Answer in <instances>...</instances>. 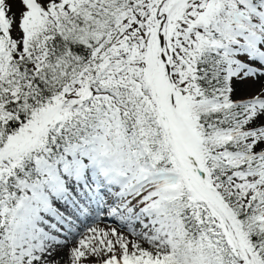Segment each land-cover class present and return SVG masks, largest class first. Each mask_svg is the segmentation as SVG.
I'll list each match as a JSON object with an SVG mask.
<instances>
[{"label": "snow or ice", "instance_id": "snow-or-ice-1", "mask_svg": "<svg viewBox=\"0 0 264 264\" xmlns=\"http://www.w3.org/2000/svg\"><path fill=\"white\" fill-rule=\"evenodd\" d=\"M0 264H264V0H0Z\"/></svg>", "mask_w": 264, "mask_h": 264}]
</instances>
